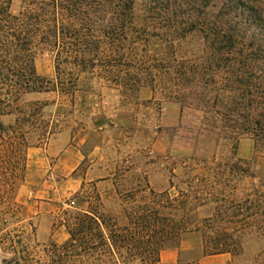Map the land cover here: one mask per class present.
<instances>
[{
    "label": "trees",
    "instance_id": "16d2710c",
    "mask_svg": "<svg viewBox=\"0 0 264 264\" xmlns=\"http://www.w3.org/2000/svg\"><path fill=\"white\" fill-rule=\"evenodd\" d=\"M13 2L0 0L1 156L18 154L26 144L24 134L6 126L3 117L16 113L19 123H28L49 105L39 101L26 104V95L56 92L72 98L82 76L87 75L123 93L150 86L183 109L202 112V130L215 135L218 142L231 145L233 155L221 161L190 160L186 167L201 169L209 183L210 192L206 194L218 191L210 183L212 174L253 180L246 214L232 212L233 208L222 200L214 217L193 226L173 215L162 216L167 208L146 201V195L133 209H123L126 223L102 210L101 202L95 208L75 210L63 223L69 240L53 246L58 254L84 259L87 264H121V258L125 259L123 264L144 262L146 258L160 264L162 251L178 247L189 233H202L206 255H235L244 233L259 221L262 225L258 230L264 237V179L255 183L258 176L252 161L237 156L243 136H251L257 146L264 144V1L216 0L214 11L201 15L200 8L210 6L201 0H154V5L168 12L193 9L192 13L184 12L180 20H168V29L164 22L138 25L134 0H22L17 13L12 11ZM194 32L204 40L202 60L175 59L167 63L146 49L150 40L157 38L166 44L167 55L177 56V41ZM140 45L145 46L142 55ZM40 51L56 54V79L37 72L35 60ZM131 56L140 59L129 69L121 59ZM30 107H35V115ZM210 195L200 199L202 206L219 204L220 199ZM121 199L128 202L135 197ZM22 208L17 202L6 205L0 198V237H11L4 227L16 219V213H22ZM236 215L243 219L233 222ZM0 246L15 254L10 261L4 259V264H26L31 259L23 255L28 250L23 239L0 238Z\"/></svg>",
    "mask_w": 264,
    "mask_h": 264
},
{
    "label": "rangeland",
    "instance_id": "374dc122",
    "mask_svg": "<svg viewBox=\"0 0 264 264\" xmlns=\"http://www.w3.org/2000/svg\"><path fill=\"white\" fill-rule=\"evenodd\" d=\"M134 2L138 25L164 22L165 29L169 27L168 20H180L184 12L193 10L168 12L154 5V0ZM215 2L201 0L203 5L210 6L196 11L201 15L212 12ZM21 3L22 0H14V13L19 11ZM143 47H139L140 55ZM166 47L154 38L146 49L167 63L175 59L191 62L202 60L204 40L196 32L187 35L177 41V56L167 55ZM139 59L131 56L121 60L129 68ZM35 65L39 75L56 79V54L40 51ZM78 88L72 98L56 92L26 95V104L38 101L49 104L42 115L30 107V112L36 113L34 121L19 123L16 113L3 117L6 126H14V132L24 134L26 144L18 154L0 155V198L6 205L17 202L23 207L22 213H16V219L4 227L11 237L0 238L26 242L28 250L23 255L31 258L26 264H87L84 259L58 254L53 246L69 240L67 230L63 228L60 233V228L73 211L95 208L100 202L104 206L102 210L122 223L127 221L123 219V209H133L142 203L143 195L147 196L146 201L167 208L162 216L173 215L192 226L214 217L224 203L222 200L236 214L249 211L247 199L253 180L212 174L210 183L218 191L210 195L206 194L210 188L202 170L186 167L191 159L221 161L233 156L231 145L218 142L215 135L202 130V112L183 109L150 86L123 93L104 80L83 75ZM68 156L72 158L67 160ZM237 156L252 161V169L258 176L255 183L264 179V144L257 146L251 136H243ZM126 195H132L135 200L123 202L121 198ZM208 195L220 199L219 204L209 202L202 206L200 199ZM242 219L236 215L232 221ZM261 225L259 221L258 226L244 233L243 244L235 255H206L202 233H189L173 248L179 252L176 264H264V237L258 230ZM14 255L12 249L0 246V264H4V259L12 260ZM120 260L123 264L125 259ZM145 260L134 264H154L150 258Z\"/></svg>",
    "mask_w": 264,
    "mask_h": 264
},
{
    "label": "crops",
    "instance_id": "0c3cea01",
    "mask_svg": "<svg viewBox=\"0 0 264 264\" xmlns=\"http://www.w3.org/2000/svg\"><path fill=\"white\" fill-rule=\"evenodd\" d=\"M71 158L72 157L68 156L67 160L71 159ZM67 160H65V161H67ZM63 228H65V227L62 226V228H60V233L63 231ZM53 237H57V234L54 235ZM65 237H67V236H65ZM178 255H179V252L174 250L173 248H166L161 253V262H166L168 264H176L178 262Z\"/></svg>",
    "mask_w": 264,
    "mask_h": 264
}]
</instances>
